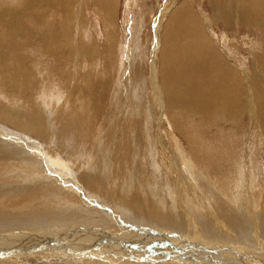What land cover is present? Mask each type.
Wrapping results in <instances>:
<instances>
[{"label":"bare ground","instance_id":"bare-ground-1","mask_svg":"<svg viewBox=\"0 0 264 264\" xmlns=\"http://www.w3.org/2000/svg\"><path fill=\"white\" fill-rule=\"evenodd\" d=\"M121 2L122 0H4L3 2H0V95L3 93V91H6V92L12 93L13 95L27 96L26 99L30 100V97L34 96V93H36L38 89L37 87L38 86L41 87L38 82L39 80L37 79V74L33 71L34 66H32L33 65L32 63L34 61V58L24 55L26 52H30V55H31V52H33L31 51L32 47L38 48V52L40 53L42 57L52 58L56 63H63V62H73V63L77 62L78 63V60H81V59L83 60L82 56L86 57L87 59L88 58L93 59L97 48L94 45L87 46L86 44L87 42L85 43L87 47L85 45H80L78 47L76 44V40L74 39L75 38L74 34H73L74 25L78 23L81 27V23L84 22L85 20L84 15H83L84 11L88 8H93L101 14L102 19L105 23L115 27L116 26L115 19L118 16L116 14L120 10ZM196 2L197 1L195 0L194 1L193 0H182L181 3L175 4L174 9L172 11L170 12L166 11L167 13H165L164 10L162 11L163 17L160 19L159 25H157L156 27V30L158 28L160 29L159 35L154 40V44H153L154 52H152V57H154L153 59H156L158 57V59L153 61L154 62L153 67L155 71H154V74L150 77L152 79L151 81L152 101H153L152 105H155V107H157L155 109L156 111L159 108L158 105L160 104V107L162 106V108L165 110V113L168 114V116L170 117L173 116L172 114L176 115L179 113H181L184 117L194 115L202 119L203 122L209 126H216L218 121L220 122L219 119L221 118L224 119V116L226 115H228L227 121L229 120V122L231 123L233 122L235 124L240 123L242 121V118L244 117V119L246 118L250 120V125H251L252 130L255 129L256 133H258L256 135L258 136V142L262 143V141H264L263 140L264 137L261 138L262 135L264 136V127H263L264 126V62H263L264 61V0H202L201 2H203L202 3L203 6L204 7L207 6L211 12L210 15L207 16L206 18L205 17L203 18V16L197 11ZM166 15H167L166 22L163 23L162 22L163 18ZM222 25H225V26L228 25L231 29L233 28L235 33H238L241 27H243L246 30L256 31L261 36V40H262V54L261 55H263L262 57L263 61L260 60L261 55L257 56V59L254 58V62L252 60L251 63L254 67V73L245 71L244 69L240 68L236 60H233V58L227 56L230 45L229 43L224 41L225 40L224 37H223L224 38L223 44L225 45L224 47L225 49L224 50L222 49V47L219 44V41L213 35L214 27L222 26ZM75 31H76V28H75ZM117 32L116 33L113 32L112 35L110 34L111 39L109 42V51L111 53L116 52L117 48H119L120 42L118 41L117 36H116ZM142 57H145V56L144 55L141 56L139 54L138 58L142 59ZM156 65L158 66V68ZM78 68L80 69V67ZM143 74H144L143 71H141V73L140 72L135 73V80L145 81L146 78ZM91 75L92 74H90V76ZM75 77L76 76H74V78ZM93 80L94 78L92 77L90 78L87 76L86 84L92 87L94 90L101 91L100 93L105 95V92L109 90L108 83H99L98 82L99 80H98L96 81L97 83L94 84ZM112 81H113V78H112ZM141 83L144 84L143 82ZM145 86L146 85L144 86L142 85L143 88H142L141 94L142 92L146 90ZM76 91H80V90L76 89L72 91L71 95L74 96L73 94ZM133 93H136V92H133ZM85 94L83 95L79 94V96L82 95L80 97H83V98L85 97L84 99L89 100L88 102L91 101L90 104H92V107L88 111L89 112L88 117L85 116L81 120L79 118L81 114L79 117H74L72 113H69L67 117L65 118V120H63L62 126L59 130H62V131L69 130L68 131L69 134L71 133L73 136L76 135L78 137H86L88 141L89 139H91L90 138L91 134L90 133L88 134L87 124H90V122L95 123V121L97 120L99 116L102 102H101V96L98 97L96 95L94 96L92 95L93 97L91 99V97H88ZM129 96H130V92H129ZM144 96L145 95H143V97ZM104 97L106 98V96ZM111 98H112L110 102L112 103L111 106L115 107V105H119L118 104L119 100L117 99L116 95H113ZM28 105H29L28 107L30 108V110L28 112L25 111L24 113L22 112L20 113L15 108H12L11 106L9 105L7 106L6 104L0 102V124H3L6 126L3 129V130H6L5 132L9 131L8 133H6V135L0 134V157L3 156V160L5 157V159L7 158V160L11 162L13 161L14 162L19 161L22 163L30 162L34 166L33 170H35L40 176L41 170H42L40 169L41 167L48 169L46 167L48 166L46 163H52V161H54L55 163L56 158H59L58 157L59 153H57V151L55 152L51 150V148L45 149L46 147L45 144L48 145L49 143L50 145H54L57 142V141L56 142L54 141V144H51L52 142L51 143L49 142L51 141L50 139H52V137L54 136L53 124H55L56 122L52 121L51 118H48V116H50V112L48 110H52V109H48L44 113V109L42 111L40 108L41 106L39 107V105H35L31 101H28ZM155 111H153V113H155ZM111 119L113 118L111 117ZM155 119L156 118H154V120ZM140 120L138 121L139 130H137L139 131V141H138L139 143L138 144L139 145L142 144L143 148L140 147L139 148L140 153L139 154L136 153L137 155L136 157L138 158V160L141 157L143 159L146 158L148 152L146 153L145 148L147 150L148 148L145 146V144L142 141H144L145 139L144 137H146L145 136L146 133L147 134L152 133V130H151L152 128L149 129V126L147 125V123H145V121L143 122ZM60 121L58 125H60ZM7 128L9 129L12 128L14 131L10 132V130ZM106 134L108 136V139L105 140L104 142L108 145L109 140H110L109 137H111V135L108 132H106ZM112 134H114V132ZM92 135H93L92 138H94L96 135L100 138L102 137V136H99L100 134L98 133H93ZM183 135L186 136V133L183 132ZM136 136L137 134L135 135V137ZM57 138L58 137H56V140ZM177 138L175 136H172L171 138H167L168 140L166 138H163L162 142H163V145L167 148L168 153H170L171 149L173 152L177 150L179 151L177 152V156H180L179 158H182V155L185 156V152L182 150V148L184 147H181L182 145L179 144ZM124 139L122 140L124 141ZM140 141L142 143H140ZM84 145H85V142H84ZM122 145L120 146L116 142L114 146H111L110 144V148H107V146L100 145V141L98 140V143H97L98 147L92 150L93 152L91 154V157L88 158L92 160H90V163L86 164L84 167L86 168V174H81V177H80L81 178L80 180L83 181L84 185H88L90 187L89 189L91 193H94V190L96 191L103 190L107 186V182H105L108 177L107 171L112 172V170H109L108 168V162L111 160V154L115 151L114 147L117 148L116 151H117V156L119 157L118 160L120 161V164L122 163V160L124 161V158L126 160L127 157L133 158V156H135V154H133L134 151H132L133 149L130 151V148H127L126 150L124 148L125 144L123 143ZM147 146H149V153L147 157L149 160V162H147L148 166H150V169L151 168L154 169V171H156L157 173L158 172V169L156 168L157 166L156 165H155L156 167L153 166L155 162L154 153L156 152L154 150V147L156 149V145L154 141H152L151 136L148 138ZM177 146H180V148H178ZM73 150L75 153H79L78 145L74 144L70 147V149L68 148L59 149L61 153L64 152L66 154L65 156L66 158H70V159L74 158L73 157L74 155H71ZM111 151L112 153H110ZM33 153H35L38 157L29 158V155ZM114 158H117V157H114ZM183 159L184 158L181 159L183 162L181 164H183V166L180 164L182 168H180L179 166L177 167L176 164L174 163L175 169L177 167L176 171H178V174L180 175V172L184 171L183 169L185 168V171H187L189 175H192V176H189L194 180V182L192 180L191 183L195 185L196 189L198 188V190L204 194V198L206 199L205 208L208 209V212L213 213V214L211 213L209 214L210 217L208 215H206L205 217L203 213L199 214L197 211L196 216H195L194 215L195 209H193V205L192 206L190 205L189 208L185 206V208L187 207V209L184 210L182 215L185 216L186 221L187 220L189 221L190 219L196 224L197 221L202 222L205 219L209 218L207 226L204 225L205 227L202 228V226L200 227L198 225L199 228L196 229V232L193 231L194 237H197L198 239L199 237H202V236L206 237V235L209 236L211 234H217L218 236L220 235L222 238H227V236H230L233 238V241H232L233 243L231 245H237L239 248L241 247V249H243L242 246L247 241L250 248H249V251L247 253L245 251L244 254L246 255L245 257L248 258V260L246 262H243L242 261L243 259H239L238 257L234 256L233 258H234V261H236V264H264V169L259 167L261 163L258 162L259 166L257 165L258 166L257 170L252 171L249 174L248 180L252 182V186H249V188H246L245 186H243L242 183L237 182L235 184H232L233 190H234V187H237V188H235L234 192L233 190L232 192L226 191L227 195L226 194L222 195L223 197L221 200V199H217V197L214 198V196L209 193V190H206L207 188L206 182H205L206 185H203L202 182L200 183L199 180H198L199 182L196 181V176H195L196 172L194 173V171L190 169L192 168V166L190 167V164L188 161L186 163V160H185L186 158L184 160ZM123 165H121L120 167H117L116 172L114 174L112 173L111 175V178H113L112 176L116 177L117 172H119L118 177L120 178V180L117 183H119L118 186L122 188V192L125 196L124 198H127V200L124 198H120L121 202L119 203L118 206L116 205V207H119L117 209L118 216L122 217V220L119 219L121 223L120 224L121 227L124 228L123 225L126 224L125 221L130 220V218L134 222H136V218L139 217L140 215L138 214L137 217L135 218L136 211H140L146 214L149 211V208H151V206L154 207V205L157 203H158L157 208H159L158 209L159 211H157L156 213L154 211L153 215L157 219L155 221L161 222V224L163 222L170 223L174 221V217L168 218L169 215L165 214L167 212L166 207H165L166 205L165 206L163 205L164 199L161 200L162 196L161 194H159V192L161 193V190L158 184L152 185L153 190L152 192H149L151 195L149 196V199H148V202H149L148 205H146L144 200H140V198L138 199L135 196L130 197L131 193L135 192L134 190H145V187L144 185L139 183L140 178H139L138 172L136 171L137 168L136 170L133 168L134 169V172H133L132 170H130L129 167H123ZM249 165L250 166L252 165L251 161ZM62 166H63L62 168L64 169L66 168L65 164ZM126 166H129V165H126ZM191 170H192V173L190 172ZM12 173H15V172H12ZM126 173H129V178L125 177ZM9 174L10 173H7L8 176ZM24 174H25V171H24ZM242 174H245V173H242ZM20 175L17 174L13 180L17 181L19 179H23L20 177ZM236 175H240V174H236ZM40 177L43 178L46 182L47 181L50 182L48 186L51 189L55 188L56 191H58L59 193H62L60 196V200L62 201L64 199L66 200L67 194L64 192L66 188L64 189V186L62 184L59 185L57 184L58 182L57 183L54 182L52 179L53 177H49V175L45 176L42 174ZM184 177H185V180L184 178H181V182L188 181L187 179L188 177L186 178V175H184ZM28 181H31V180H28ZM191 183L189 184L192 185ZM44 185L46 186V184ZM36 187H40V186L36 185ZM191 187L192 186H190V188ZM3 189L0 190V194L2 196L9 197V196H12L14 192L15 194L24 193L25 195H29V196H38L43 188L39 190V188H28V187L20 188L19 187V189L17 190L12 187H4ZM46 189L47 188H44V190L42 191L45 192ZM245 189L247 190L245 191ZM38 191L40 192L38 193ZM210 191L213 193L212 189ZM257 191L262 192L263 194L261 195L262 198L260 199L256 198L257 196H255V194H257ZM104 192L105 190L103 191V193ZM103 193L99 196H105V194ZM191 194H192V191H191ZM216 194H219V193H216ZM109 195H110L109 197L111 198H113V196L114 197L118 196V194L114 192L109 193ZM240 195L242 196L246 195L247 199H250L249 200L250 204L248 205V210H247V218L245 217L247 220H245V218L242 217V214L240 215L237 209L236 211L235 208L231 207L229 205L230 203L225 202L226 200L231 202L232 197L238 196L239 198ZM71 196L70 198H72ZM171 200L172 202H174L172 198ZM81 201H83V199ZM170 203H168L167 205L168 207H170L169 205ZM58 206L59 204L57 205V207ZM76 208L75 209L73 208V212L78 211L79 212L78 217H84L85 215H88L89 218L97 217L101 213L98 211L93 212L92 210H89L83 207H81V209H83L81 212L80 209L77 210ZM128 208L131 209L132 212L134 213L132 217L130 216L129 212H127ZM65 210H67L66 212H69L70 209L68 208L62 209L61 207L60 209L56 211V213L53 211L54 213L53 215L57 217L53 219V221L51 222L47 220L45 217L43 219L42 215H36L32 213L33 219H29V216L27 215L28 222L26 223L28 224H24V225L20 222L17 223V221L14 222L13 219L11 218L12 216L10 215L12 222L6 221V223L4 224L1 223L0 225V264H35V261H37L38 259H40V262L42 264H94L92 261L86 262L87 260L84 258L86 257L89 258V255H91L89 254L90 252H92L93 254L98 253L96 251L104 250V248L102 249V246H96V247L93 246L92 249L91 248L89 249L91 245L89 242L88 244L87 243L84 244L85 242L84 243L80 242L82 240L80 238L76 242H70V241H67L68 238L62 237L63 235L61 234H63L64 231L61 232L59 227L63 225L65 227H69L70 225L72 226L75 225L77 228L79 226L78 229L85 228L84 227L85 223L81 222L82 220H78L77 222H74L75 224L71 220H69L66 217L68 215L67 213H65ZM161 211L164 214H162ZM198 214L203 215L201 220L198 218L199 217ZM214 214L216 215V217L214 216ZM212 215L214 216L213 218L211 217ZM17 217H15L14 219L16 220ZM3 218H6V217H3ZM35 218H41V219L36 220ZM9 220L10 219L8 218V221ZM152 220L154 219L152 218ZM59 221H65V222H59ZM245 221H247V223ZM46 222H49V224L57 225L56 228H52V227L50 228V230L52 231V234H51L52 236L49 234L50 237H44V236H41L42 234L41 235L38 234L40 232H43V230H40L41 227H39L38 229L35 226L38 223L39 224L43 223L42 226H44ZM137 222L139 221L137 220ZM81 223L82 225H80ZM139 225L135 224V226L139 227L140 229ZM121 227H120V230L122 231L123 229ZM196 227L194 225L193 230H195ZM100 228H107L104 230L108 232L101 233V234L98 233L99 237H104V235L102 236V234H106L105 237L108 236L109 241L113 240L114 243L113 241H111L113 244L117 245L121 250L125 249L123 251L120 250L119 255H122L120 256L121 259L122 260L126 259V261L124 260V262H122V260L121 261L114 260V261L108 262L107 260L104 263H102V261L98 263L95 259L94 261H96L97 264H186V263H183V261L184 262L189 261V263L187 262V264H224L223 259L227 258V257L219 255L218 253L211 252L212 249L211 251L209 250V248H208L209 251L204 250L203 249L204 246L202 248V246L199 243L197 244L196 239L194 240V242L190 244V246H194L197 251L201 249L199 252H202V254H204L205 256L204 258H207V259L203 260L201 257L196 258L194 255H193L194 257L187 256L189 254L186 255L185 253L187 252H185L184 251L185 249L182 248L181 246H180L181 247L180 249L182 251H179V253H178V249L174 248L176 251V254L177 253L181 254V256L178 255L174 257L173 256L174 250L172 248L170 249L173 251L168 252L169 253V255L167 254L168 256H161V254L163 253L165 254L166 252H163L161 248L159 249V246L155 245L153 240L151 239L154 237L160 238L159 235L165 236L164 231L162 232L160 229L159 230L161 231V233H159V231L156 229L153 230L154 232L152 231V229H150L151 235L150 237H146L147 235L144 234L146 231L138 234V231L140 230H138L137 228L136 230L133 231V234L134 233L138 234L140 236L138 237V239H141V241L132 240L131 242L133 244L132 243L126 244L127 242H130V241L128 240L120 241L122 240L120 237H119V240L113 238L116 232H118L116 225L110 226L106 224L104 227L100 226ZM153 228H154V225H153ZM55 229L57 230L56 233L53 232ZM86 229L88 228L86 227ZM77 230L75 227H73L72 233L76 235V233L78 232ZM130 235L131 233H129L128 236ZM148 238H150L151 240ZM105 239H107V237ZM11 241L15 243L10 246L9 244H11ZM168 245L171 246V243ZM105 250L106 251H104L103 253L99 252V254H96V256H99V257L111 256L110 254L116 251L114 249H112L114 251H110L107 249ZM153 252H159L160 256L157 255V253L155 255ZM152 253L154 254V256L152 257L149 256V254H152ZM35 258H38V259H35ZM139 258H142L145 261V263H139L141 262ZM229 264H233V263L230 262Z\"/></svg>","mask_w":264,"mask_h":264},{"label":"rangeland","instance_id":"rangeland-1","mask_svg":"<svg viewBox=\"0 0 264 264\" xmlns=\"http://www.w3.org/2000/svg\"><path fill=\"white\" fill-rule=\"evenodd\" d=\"M3 1L4 0H0V2H3ZM195 1H197L196 2L197 11L203 16V18L204 17L206 18L207 16H209L211 12L207 6H205V7L203 6V4H202L203 2H201L202 0H195ZM181 2H182V0H122L120 10L116 14L118 16L115 19V24H116L115 27L105 23L102 19L101 14L98 11H96L95 9H93V8L86 9L83 13L85 20L82 23H84V24L81 23V27L78 23L74 25L73 34H74L75 38L74 37L73 38L76 40V44L78 47L80 45L86 46V44H87V46L94 45L97 48V49L95 48L96 52H95V56L93 58L94 60L90 59V58L87 59L86 57L82 56L83 60L82 59L78 60V63L77 62H74V63L73 62L56 63L52 58L42 57L40 55V53L38 52V48H36V47H32L31 51H33V52H31V55H30V52H26L24 54L26 56L34 58V61L32 63L33 64L32 66H34L33 71L37 74V79L39 80L38 82H39L41 87H39V86L37 87L38 89H37L36 93H34V96L30 97V100L26 99L27 96L13 95L10 92H6V91L2 90L3 93L0 95V102L6 104L7 106L9 105L12 108H15L20 113L21 112L24 113L25 111L28 112L30 110V108L28 107L29 106L28 101H31L35 105H39V107L41 106L40 108L42 111L44 109V113L46 112V110L52 109V110H48L50 112V116H48V118H51V120L55 121L56 123L54 122L55 124H53L54 136L52 137V139H50L51 141H49V140L48 141L50 143L52 142L51 144H54V141L55 142L57 141V142L54 145H50L48 143L49 146L45 144V146H46L45 149L51 148V150H53L55 152L57 151V153H59V156H58L59 158H56L55 163H54V161H52L53 164L52 163H46L48 165V166H46L48 169L41 167L40 168V169H42L41 175L42 174L45 176L49 175V177H53L52 179L54 182H56V183L58 182L57 184H59V185L62 184L64 186V189L66 188V190L64 192L67 194L68 199L66 198V200L64 199L63 201L60 200V196L62 193H59L58 191H56L55 188L51 189L48 186V184H50V182H48V181L46 182L43 178L40 177L41 175L39 176V174L35 170H33L34 166L32 165V163H30V162L22 163L19 161L11 162V161L7 160V158L5 159V157L3 160V156H1L0 157V190L3 189L4 187H12V188H15L17 190L19 189V187L20 188H22V187L39 188V190L41 188H43L42 190H44V188H47V189L45 190V192H43L42 190H41V192L38 191V193L40 192V194L38 196H29V195H25L24 193H20L21 194L20 195L17 193L15 194V192H14L15 195L13 194L12 196H9V197L2 196L0 194V225H1V223L2 224L6 223V221L12 222V219L14 222L17 221V223L20 222L23 225L28 224V223H26V222H28V216H29V219H33L32 218L33 214L42 215L43 219L45 217L47 220H49L51 222V221H53V219H55L57 217V216L53 215L54 214L53 211L56 213V211L62 207V209L68 208V209L72 210V211L69 210L70 213L66 212L67 210H65V213H67V215H68L66 217L69 220H71L73 223L77 222L78 220H82L81 222L85 223V226H84L85 228H80V229H78L79 226L77 228L75 225H73V226L70 225L69 226L70 228L65 227L64 225L61 226L63 228L59 227L61 232L64 231L63 234H61V235H63L62 237L68 238L67 241H70V242H76L80 238V239H82L80 242H83V243L85 242L84 244H86V243L88 244V242H89L92 245V246L90 245L89 249L90 248L92 249L93 246H95V247L96 246H102V249L104 248V250L96 251L98 253L93 254L92 252H90L89 254H91V255H89V258L88 257L84 258L87 260L86 262L92 261L94 264H97L96 261L98 263L100 261H102V263H104L107 260H108V262H111L114 260H116V261L122 260L120 257L122 255H119L121 249L117 245L113 244L114 241L111 240V238H110V240L113 241V243L111 241H109L108 236H106L107 239H105L106 234H102V236L104 235V237L98 236L101 233L108 232V231L104 230L107 228H100V226L104 227L106 224H108L110 226L116 225L118 232H116V234L113 238L119 240V237H120L122 239L120 241H123V240L130 241V242H127L126 244L132 243L131 242L132 240L141 241V239H138V237H140L138 234L143 233L145 231L146 232L144 234L147 235L146 237H150V235H151L150 229H152V231L156 229L159 231V233H161V231L162 232L164 231L165 236L159 235L160 238H155V237L151 238L153 240L154 244L159 246V249L161 248V250H163V252H166L165 254L163 253L164 255L161 254V256H168L169 255L168 252L173 251V250H174V255H173L174 257H176L178 255L181 256V254H178V253H179V251H182L180 249L182 247L185 249L184 251L187 252L185 254L186 255L189 254L187 256H191V257L195 256L196 258L201 257L203 260L207 259V258H204L205 256H204V254H202V252H199L201 250L200 248H198L200 250L197 251L194 246H190V244L192 242H194V240L196 239L197 244L199 243L202 246V248L204 246V248H203L204 250H206V251L210 250L211 251V249H212L211 252L218 253L221 256L227 257L226 259H223L224 264H229L230 262L233 264L234 263L236 264V261H234V258H233L234 256L238 257L239 259H243L242 260L243 262H246L248 260V258H246L245 257L246 255L244 254V252L246 251V253H247L249 251V248H250L247 241L242 246V248L244 249L243 250V249H241V247L239 248L237 245H231L233 243L232 242L233 238L230 236H227V238H222L220 235L218 236L217 234H211L209 236L206 235L207 238L205 236L199 237L198 239H197V237H194V232H196V229L199 228L198 225L200 227L202 226V228L205 227L204 225L207 226L209 218L205 219L202 222L197 221V223L195 224V222L191 221L189 218H188L189 221L188 220L186 221L185 216L182 215L184 210H186L187 207L189 208L190 205L191 206L193 205V209H195V211H194L195 216H196L197 211L199 214L203 213V215H205V217H206V215L209 216V214L211 212H208V209L205 208L206 207V199L204 198V194L201 191H199L198 188L196 189L195 185L191 183L193 179L189 176H192V175H189L187 173V171H185L184 167H183L184 171L180 172V175L178 174V171H176V170H177L178 166L180 168H182L181 165L183 166V164H181V163H183V162L181 159L186 158L185 159L186 163L188 161L190 164V167L192 166V168H190V169H192L194 171V173L196 172L195 173L196 181L199 180L200 183L202 182L203 185L207 184L206 190H209V193L211 195H213L214 198L217 197V199L222 200V197H223L222 195H225L226 191L232 192V190H233L232 184H235L238 182V183H242L243 186H245L246 188H249V186H252V182H250L248 180L249 174L252 171L257 170V168L259 166L258 162L261 163V165L259 167L264 169V141H262V143L258 142V136H256L258 133H256L255 129L252 130L251 125H250V120H248L246 118L244 119V117L242 118V121L240 123L235 124L233 122L232 123L229 122V120L227 121L228 115L224 114L226 116H224V119L223 118L219 119L220 122L218 121L216 126H209V125H206L202 119H200L199 117H196L194 115L184 117L181 113H179L176 115L172 114L173 116L170 117V116H168V114L165 113V110L162 108V106L160 107V104L158 105L159 108L156 111H155V109L157 107H155V105H152V103H153V101H152V87H151L152 79L150 77L154 74V71H155V69L153 67V63H154L153 61L158 59V57L156 59H153L154 57H152V52H154L153 51L154 40L158 37L159 30H160L159 28L156 30V27H157V25H159V21L163 17L162 11L164 10L165 13L170 12L174 9L175 4H177V3L179 4ZM166 19H167V15L163 18L162 22L163 23L166 22ZM85 22H86V24H85ZM75 28H76V31H75ZM80 28H82V29H80ZM242 28L243 27H241V29ZM115 29H117V30H115ZM241 29L238 33H235L234 29L233 28L231 29L228 25L227 26H225V25L215 26L213 29V35L219 41V44L223 50L225 49L224 48L225 45L223 44V42L226 41L227 43H229L230 47L228 49L229 52L227 53V56L233 58V60H236L239 64L240 68L244 69L245 71H249L251 73H254V67H253L251 62H252V60L254 62V58L257 59V56H260L262 54L261 36L256 31L246 30L245 28H243L242 30ZM80 31H81V33H80ZM112 31L114 33H116L117 31L119 32V33L117 32L116 36H117L118 41L121 44L118 42L119 48H117L116 52L111 53L109 51V42L111 39L110 36L113 34ZM233 34H235V35H233ZM223 37L225 38V40ZM258 40H259V42H258ZM95 44H97V45H95ZM136 45L138 46V48ZM98 47H99V49H98ZM232 49H234V50H232ZM139 54L141 56L144 55L145 57H142V59H139L138 58ZM262 57H263V55H261L260 60L263 61ZM132 59H133V61H132ZM137 62H138V64H137ZM143 64H145V65H143ZM150 64H152V65H150ZM78 67H80V69ZM157 68H158V66H157ZM73 70H74V72H73ZM141 71H143V73H144L143 75L145 76L146 79L144 78L145 81H138V80L136 81L135 80V73H137V72L141 73ZM82 73H84V74H82ZM86 73H88V74H86ZM90 74H92V75L90 76ZM74 76H76L75 77L76 79L74 78ZM87 76L90 78L91 77L94 78V80H93L94 84L97 83L96 81H98V80H99L98 81L99 83H108V85H109L108 89L109 90H107L105 92V95L100 93L101 91L94 90L92 87H90L89 85L86 84ZM112 78H113V81H112ZM141 82H143L144 84H142ZM140 83L143 86L146 85L145 86L146 92L144 91L145 93L142 92V94H141L143 87ZM76 89H79L80 91H76L73 94L74 96H72L71 92L76 90ZM84 91L86 94L84 93ZM77 92L79 94H82V95L85 94L88 97H91V99L94 95H96L98 97L101 96L102 106L100 109L99 116H98L97 120L95 121V123L90 122V124H87L88 125V128H87L88 134L89 133L91 134V137H90L91 139H89L88 141H87L86 137H78L76 135L73 136L71 133L69 134V132H68L69 130H66V131L65 130L64 131L59 130L62 126L63 120H65V118L67 117V115L69 113H72L74 117H79L81 114V116L79 117L81 120L85 116L88 117V113H89L88 111L92 107V104H90L91 101L88 102L89 100L84 99L85 97L84 98L80 97L82 95L79 96V94ZM129 92H130V96H129ZM133 92H136V93H133ZM77 94H78V96H77ZM113 95H116L117 99L119 100L118 101L119 105H115V107L111 106L112 103H110L111 99H112L111 97ZM143 95H145V96L143 97ZM104 96H106V98ZM33 97H35V98H33ZM107 99H108V101H107ZM43 100H44V102H43ZM85 101H86V103H85ZM42 102H43V104H42ZM104 104H105V106H104ZM151 107H153V108H151ZM45 108H47V109H45ZM55 108L57 109V111ZM60 111L64 114H62ZM153 111H155V113H153ZM153 115H154V117H153ZM59 117H61V118H59ZM111 117L113 119H111ZM172 117H174V118H172ZM154 118H156V119L154 120ZM114 119H116V120H114ZM157 119H159V120H157ZM170 119H171V121H170ZM56 120H58V121H56ZM139 120L143 121V122L145 121V123H147V125L149 126V129L152 128L151 134H147V133H146V135L144 134L146 137H144L145 139L142 142L148 148V150L145 148L146 153L147 152L149 153V146H147V145H148V138L150 136L152 137V141H154V143L156 145V149L154 147V150L156 151L154 153L155 154L154 155L155 156V160H154L155 162H154V165L153 164L152 165L157 166V167L155 166L158 169L157 173H156V171H154V169H152V168L150 169V166H148V163H147V162H149V160L147 158L148 153H147L146 158H144V159L141 157L138 160V158L136 157L137 156L136 153L137 154L140 153L139 148L143 146L142 144L141 145L138 144L139 143L138 142L139 141V131H137V130H139L138 129V121ZM59 121H60V125H58ZM164 121H165V123H164ZM110 123H112V124H110ZM159 123H161L163 127ZM58 126H59V128H58ZM206 126H207V128H206ZM4 127H6V126L3 124H0V134H2V135H6V133L9 132V131L5 132L6 130H3ZM7 129H9V128H7ZM113 129H115V130H113ZM9 130H10V132L14 131L12 128H10ZM112 130H113L114 134H112L113 133ZM106 132H108L111 135V137H109L110 140H109L108 145L104 142L105 140L108 139ZM110 132H112V133H110ZM183 132L186 133V136L183 135ZM93 133H98V134H100L99 136H102V137L100 138L96 135L94 138H92ZM136 134H137V136L135 137ZM254 135H255V137H254ZM172 136H175L176 138L178 136L180 137V138L178 137L177 140H178L179 144L182 145L181 147H184V148H182V150L185 152L186 157L183 156L181 153L182 158H179L180 156H177V152H179V151L175 150L176 152L175 151L173 152L171 148H170L171 151L169 149L171 154L168 153V150L163 145L162 141H163V138L167 139V138H171ZM54 137H55V139H54ZM56 137H58L57 140H56ZM124 137H125V139H124ZM263 137L264 136L262 135L261 138H263ZM60 138H61V140H60ZM112 138L113 139L115 138V139L113 140ZM122 139H124V141ZM135 139H136V141H135ZM98 140L100 141V145L107 146V148H110V144H111V146H114L116 142L120 146L124 143L125 144L124 148L126 150H127V148H130V151L133 149L132 151H134L133 154H135V156H133V158L127 157L126 160L124 158V161L122 160V163L120 164V161L118 160L119 157L117 156V151H116L117 148L114 147L115 151L113 153H112V151L110 152V153H112L111 154V160L108 162V168H109V170H112V172L107 171L108 177H107V180L105 179L106 180L105 182H107V186L103 190H99V191L94 190V193H91V191L89 189L90 187L88 185H84L83 181L80 180L81 179L80 177H81V174H86V168H84V167L86 164L90 163V160H92V159H88V158L91 157V154L93 152L92 150L94 148L98 147L97 146ZM263 140H264V138H263ZM83 141L85 142V145H84ZM142 142L140 141V143H142ZM74 144L78 145V152H79V153H75L73 150L71 155H74L73 156L74 158H71V159L66 158L65 157L66 154L64 152L61 153L59 151V149H67V148L70 149V147ZM259 144H261V145H259ZM159 145H160V147H159ZM122 146H124V145H122ZM177 147L180 148V146H177ZM84 150H86V151H84ZM30 157L36 158L38 156L35 153H33V154L29 155V158ZM114 157H117V158H114ZM250 161L252 162L251 166L249 165ZM110 163H111V165H110ZM174 163L177 166L176 169H175ZM64 164L66 165L65 169L62 168L63 167L62 165H64ZM121 165H123V167H129L130 170H132L133 172H134V169L136 170V168H137L136 171L138 172L139 178H140L139 183L144 185V187H145V190H134L135 192L132 191L133 193H131L130 197L135 196L138 199L140 198V200H144L146 205H148L149 204L148 199H149V196L151 195L149 192H152V190H153L152 185L158 184L160 186V190H161V193L159 192V194H161V196H162L161 200L164 199L163 200L164 204L163 203H161V204H163L164 206L166 205L165 207H166L167 212L165 214L169 215L168 218L174 217V221H172L170 223H164L163 222L164 224L163 223L161 224V222L155 221L157 219L153 215L154 211H155V213L157 211H159L158 210L159 208H157V205H158V203H157L154 205V207L151 206V208H149V211L147 210L148 212L146 214H144L143 212H140V211H136L135 218L137 217L138 214H140L139 217L136 218V222H134L130 218V220L125 221L126 224L123 225L124 228L121 227V225H120L121 223H120L119 219L122 220V217L118 216V210L117 209L119 207H116V205L118 206L119 203L121 202L120 198H124L125 196L122 192V188H120L118 186L119 183H117L120 180V178L118 177L119 172H117L116 177L112 176L113 178H111L112 173L114 174L116 172L117 167H120ZM126 165H129V166H126ZM146 167H147V169H146ZM236 168H237V170H236ZM21 169H23V170H21ZM138 169H140V170H138ZM9 170H11V171H9ZM192 170L190 171L191 173H192ZM24 171H25V174H24ZM12 172H15V173H12ZM234 172H236V173H234ZM7 173H10L9 176L7 175ZM242 173H245V174H242ZM15 174L16 175L21 174L20 177L23 179H19L20 181L19 180L14 181L13 179L16 176ZM236 174H240V175H236ZM11 175H13V176H11ZM184 175H186V178L188 177L187 182L186 181L181 182V178H184V180H185ZM125 177L129 178V173H126ZM28 180H31V181H28ZM23 181H25L26 183ZM193 182H194V180H193ZM205 182H206V184H205ZM11 183H12V185H11ZM189 183H191L192 185H190ZM44 184H46V186ZM29 185H30V187H29ZM36 185L40 186L41 188L36 187ZM59 185H57V186H59ZM190 186H192V187L190 188ZM235 188H237V187H234V190H235ZM211 189L213 190V193L210 191ZM3 190H5V189H3ZM104 190H105V192L103 193ZM234 190H233V192H234ZM246 190L247 189H245V191ZM191 191H192V194H191ZM113 192L117 193L118 196H116V197L113 196V198L109 197L110 196L109 193H113ZM4 193H5V191H4ZM102 193L105 194V196H99ZM119 193H120V195H119ZM216 193H219V194H216ZM40 195L42 198L40 197ZM71 195H73L75 197H73ZM178 195H179L180 199H179ZM261 195H263L262 192H258V191H257V194H255V196H257L256 197L257 199L262 198ZM70 196L72 198H70ZM171 198L174 200V202H172ZM82 199H83V201H81ZM124 199L127 200V198H124ZM168 199L171 201H169ZM249 200L250 199H247L246 195L245 196L240 195L239 198H238V196L232 197L231 202L227 201V200L225 202L230 203L229 205L231 207L235 208V210L237 209L239 211L240 215L242 214V217L247 218L248 205L250 204ZM77 201H79V202H77ZM38 203H40V204H38ZM168 203H170L169 204L170 207L167 206ZM173 203H175V204H173ZM58 204H59V206L57 207ZM185 206H187V207L185 208ZM76 207H78V208H76ZM81 207L92 210L93 212L98 211L101 213L97 217L89 218L88 215H85L84 217H78L79 212L74 211L75 212V214H74L73 208L74 209L76 208L77 210L80 209L82 212L83 209H81ZM167 207H168V209H167ZM237 207H239V208H237ZM7 209L9 212L7 211ZM205 210H206V212H205ZM191 211H193V210H191ZM10 212H11V214H10ZM127 212H129L131 217H132V215H134L132 210L129 208H128ZM26 213H28V214H26ZM161 213L164 214L162 211H161ZM167 213H169V214H167ZM12 214H14V215H12ZM92 214H94V213H92ZM199 214H198V216H199L198 218L201 220L203 215H199ZM211 214H213V213H211ZM244 214H246V215H244ZM10 215L12 216L11 217L12 219L10 218ZM52 216H54V217H52ZM150 216L154 220H152V218ZM214 216L216 217L215 214H214ZM214 216L212 215L211 217L213 218ZM3 217H6L7 219L3 218ZM15 217H17L18 220L20 217H22V218H20V220L18 221L17 219L16 220L14 219ZM8 218L10 219L9 221H8ZM246 218H245V220H247ZM35 219L39 220L41 218H35ZM180 219L182 222L180 221ZM137 220L139 222H137ZM59 222H65V221H59ZM245 222L247 223V221H245ZM89 223H91L92 225ZM38 224H36L35 226L38 229H39V227H41L40 230H43V232H40L38 234H40V235L42 234L41 236H44V237H50V235L52 234V231L50 230V228L51 227L56 228V226H57L55 224H49V222H46L44 226H42L43 223H41L39 225ZM135 224L136 225L140 224L139 225L140 229H139V227L135 226ZM80 225H82V223ZM93 225H95V226H93ZM153 225H154V228H153ZM194 225H195V227L197 226L195 228V230H193ZM73 227H75L76 230L78 229L77 230L78 232L76 233V235H74L72 233ZM86 227L88 229H86ZM120 227L123 229L122 231L120 230ZM137 228L140 231H138V234H135V233L133 234V231L136 230ZM174 231H176V232H174ZM53 232L56 233L57 230L55 229ZM129 233H131L130 236H128ZM155 233H157V232H155ZM159 233H157V234H159ZM171 237H173V238H171ZM184 238H186V239H184ZM148 239H150V238H148ZM104 242H106V243H104ZM14 243L15 242L11 241V244H9V245L11 246ZM161 243L164 245V247ZM170 243H171V246L168 245ZM104 244H106V245H104ZM146 244H148V243H146ZM159 244L161 245V247ZM113 245H114V247H113ZM187 245H189L191 248ZM170 248H172L173 250H171ZM174 248L178 249L177 254H176V251ZM208 248H209V250H208ZM105 249L110 250V251H114V250H116V251L112 252L110 254L111 256H103V257L96 256V254H99V252L103 253L104 251H106ZM112 249H114V250H112ZM123 250H125V249H122L121 251H123ZM117 252H118V254H117ZM153 253L155 255H156V253H157V255H159V252H153ZM153 253L149 254V256H151V257L154 256ZM186 257H185V259H186ZM80 258H82V257H80ZM35 259H38V258H35ZM95 259H96V261H94ZM124 260L126 261V259H124ZM124 260H122V262H124ZM139 260H141V262H139V263H145V261L142 258H139ZM187 262L189 263V261H187ZM187 262L183 261V263H186V264H187ZM35 264H42V263L40 262V259H38L37 261H35Z\"/></svg>","mask_w":264,"mask_h":264}]
</instances>
